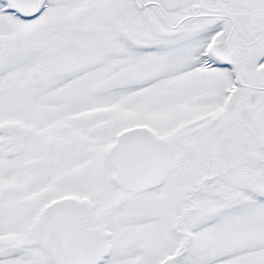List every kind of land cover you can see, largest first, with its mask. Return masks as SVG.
<instances>
[{
    "label": "snow or ice",
    "instance_id": "1",
    "mask_svg": "<svg viewBox=\"0 0 264 264\" xmlns=\"http://www.w3.org/2000/svg\"><path fill=\"white\" fill-rule=\"evenodd\" d=\"M0 264H264V0H0Z\"/></svg>",
    "mask_w": 264,
    "mask_h": 264
}]
</instances>
